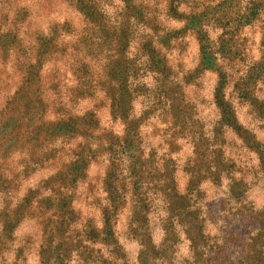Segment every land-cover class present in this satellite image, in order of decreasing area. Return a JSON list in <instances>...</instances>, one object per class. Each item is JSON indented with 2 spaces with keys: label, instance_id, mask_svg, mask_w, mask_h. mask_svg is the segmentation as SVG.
<instances>
[{
  "label": "rangeland",
  "instance_id": "obj_1",
  "mask_svg": "<svg viewBox=\"0 0 264 264\" xmlns=\"http://www.w3.org/2000/svg\"><path fill=\"white\" fill-rule=\"evenodd\" d=\"M0 264H264V0H0Z\"/></svg>",
  "mask_w": 264,
  "mask_h": 264
}]
</instances>
